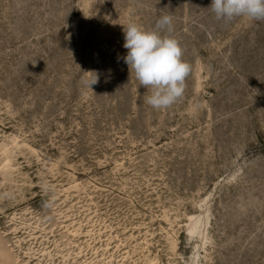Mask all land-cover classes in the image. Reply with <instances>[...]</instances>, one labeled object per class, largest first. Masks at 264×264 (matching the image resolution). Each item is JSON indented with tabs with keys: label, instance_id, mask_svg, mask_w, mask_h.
<instances>
[{
	"label": "rangeland",
	"instance_id": "1",
	"mask_svg": "<svg viewBox=\"0 0 264 264\" xmlns=\"http://www.w3.org/2000/svg\"><path fill=\"white\" fill-rule=\"evenodd\" d=\"M211 2L0 0V264H264V20ZM163 15L191 73L155 110L123 25Z\"/></svg>",
	"mask_w": 264,
	"mask_h": 264
},
{
	"label": "clouds",
	"instance_id": "2",
	"mask_svg": "<svg viewBox=\"0 0 264 264\" xmlns=\"http://www.w3.org/2000/svg\"><path fill=\"white\" fill-rule=\"evenodd\" d=\"M208 8L218 21L225 23L238 18L264 20V0H212ZM172 31L171 15L160 17L153 30L133 22L123 25V47L128 50L124 62L139 85L150 90L146 103L155 110L168 109L183 97L186 79L191 73V65L182 59L180 42L171 35L162 34ZM84 73H95L81 78L83 85L92 89L99 82V76L96 72Z\"/></svg>",
	"mask_w": 264,
	"mask_h": 264
}]
</instances>
